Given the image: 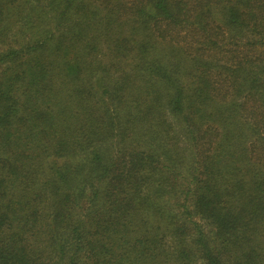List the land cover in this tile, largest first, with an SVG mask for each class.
Listing matches in <instances>:
<instances>
[{
  "label": "trees",
  "instance_id": "obj_1",
  "mask_svg": "<svg viewBox=\"0 0 264 264\" xmlns=\"http://www.w3.org/2000/svg\"><path fill=\"white\" fill-rule=\"evenodd\" d=\"M0 264H264V0H0Z\"/></svg>",
  "mask_w": 264,
  "mask_h": 264
}]
</instances>
